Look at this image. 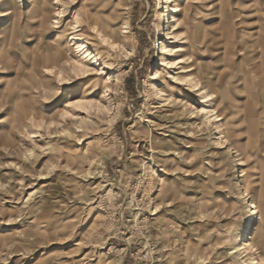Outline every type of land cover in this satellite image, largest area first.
Instances as JSON below:
<instances>
[{
  "label": "rangeland",
  "instance_id": "obj_1",
  "mask_svg": "<svg viewBox=\"0 0 264 264\" xmlns=\"http://www.w3.org/2000/svg\"><path fill=\"white\" fill-rule=\"evenodd\" d=\"M55 2L0 0V264H243L254 216L264 258V0H99L119 64L64 81L46 51L71 49L85 5ZM185 78L213 95L225 144L190 119L205 103Z\"/></svg>",
  "mask_w": 264,
  "mask_h": 264
},
{
  "label": "bare ground",
  "instance_id": "obj_2",
  "mask_svg": "<svg viewBox=\"0 0 264 264\" xmlns=\"http://www.w3.org/2000/svg\"><path fill=\"white\" fill-rule=\"evenodd\" d=\"M65 0H56L55 3L63 4ZM164 1H161L163 3ZM84 6V15H85V22L86 27L83 28L79 22L78 14L73 15V19L76 20L71 26H73L74 34L71 36V44L69 47H74L75 51L79 54V58L75 60H71L68 57V52L71 50L66 46H63L61 41H58V45L56 47L49 46L46 51L45 55V62L48 65H56L58 70L55 72L56 76L60 81L65 80L66 73L72 72H82L85 76H91V72L95 70L110 71L111 68L119 64V59L122 57V53H117L115 50V44H110L107 36L103 32H100L99 29L97 30L98 26V18L100 17V11L97 10L99 6V0H83ZM64 7V6H63ZM184 8L181 6H169L166 7L165 14L163 16V24L165 28V33L163 37H167V40H170L168 45H172V48L167 43L162 44V55L169 56V57H177L181 50L176 49L177 47H173L176 42H178V36L175 34L174 26L171 24L172 19L175 15L183 13ZM64 11H60L58 14V18H63ZM82 19V18H81ZM115 29V28H114ZM89 32V33H88ZM106 32V31H105ZM96 34H101L97 43H92L90 39L86 38V35L89 37H93ZM98 37V36H97ZM59 37L57 36V39ZM173 40V42H171ZM94 44V46H93ZM56 45V44H55ZM54 50V51H53ZM37 60V59H36ZM39 60V58H38ZM72 61V62H71ZM118 63V64H117ZM184 58H177L173 60L171 63H167V68L169 69H184L180 67L181 64H184ZM97 68V69H96ZM49 73H52L51 70L47 69ZM190 72L193 70H189ZM157 74L155 77L151 79H156ZM102 84L96 83L95 87L99 88L103 93H108L110 91L111 85V78L101 79ZM184 85H189L193 92L197 94V96L203 99L205 103L203 108L198 111H189V117L191 120H199L203 118L204 122L203 125H211L215 129L218 130V133L221 135V141L225 144L227 141V137L224 135L223 127L225 124L223 123V114H219L218 108L213 104V95L209 94L206 88H202L200 83L197 82L195 79H182ZM157 93L159 95L162 94V91L157 89ZM216 97V96H214ZM160 103L166 105V99H160ZM83 105V104H82ZM85 110L89 111L88 106H85ZM108 111H110L108 109ZM89 117V116H88ZM222 122V123H221ZM201 126V124H200ZM66 130L61 131V134L66 133ZM189 134H192L189 131ZM224 135V136H223ZM36 136H34L35 138ZM34 150V149H33ZM258 213V206L252 205V214L256 215ZM257 218L254 216L251 222V226L249 228V232L243 237V243L237 246L233 252V254H238L241 258L243 264H264V258L262 256L255 257V252L257 251L253 246V241L256 237V227L257 225Z\"/></svg>",
  "mask_w": 264,
  "mask_h": 264
}]
</instances>
